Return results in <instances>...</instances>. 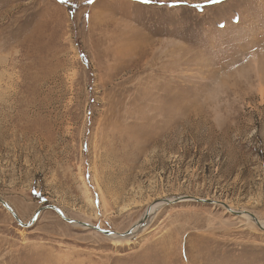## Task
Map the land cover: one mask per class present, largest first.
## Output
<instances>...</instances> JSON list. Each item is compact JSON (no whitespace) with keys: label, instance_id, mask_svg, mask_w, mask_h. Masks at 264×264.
<instances>
[{"label":"rangeland","instance_id":"374dc122","mask_svg":"<svg viewBox=\"0 0 264 264\" xmlns=\"http://www.w3.org/2000/svg\"><path fill=\"white\" fill-rule=\"evenodd\" d=\"M0 198V264H264V0H0Z\"/></svg>","mask_w":264,"mask_h":264},{"label":"water","instance_id":"95a60500","mask_svg":"<svg viewBox=\"0 0 264 264\" xmlns=\"http://www.w3.org/2000/svg\"><path fill=\"white\" fill-rule=\"evenodd\" d=\"M187 199L197 200V201L205 202V203H219L218 201L210 200V199H198V198L190 197V196H177V197H174V198H172V199H164L162 204H169V203L178 202V201L187 200ZM0 204H2V206H4V207L6 208V210H8V211L12 214V216L14 217V219H15L20 225H22V226H27V225H29V223H27V222L24 223V222H22V221L18 218V216H17V215L15 214V212L13 211V209L10 207V205H9L5 200H3V199L0 198ZM162 204H161V206H162ZM221 205L224 206V208H226L227 210H229L232 214H234V213L236 212V211L230 209V207L228 206V204L221 203ZM45 207H47V206H45ZM45 207L40 208V209L34 214V216H33V220L35 219L36 214H37L39 211H41L42 209H44ZM48 207L53 208L54 210H56V212H58V214H60V216L64 217V216L62 215V213H60V210H59L58 208H56V207H54V206H50V205H49ZM250 216H251V218H252L253 220H256L255 217H254L252 214H251ZM145 217H147V216H144L143 219H145ZM64 219L67 220V221H69V222H77V221H75V220L68 219V218H65V217H64ZM143 219L140 220V221L138 222V224H137L138 226H137L136 228H140V227H142V225H143ZM78 223L81 224V225H83V226H87V227H89V228H92V229H94V230H98V231H100V232H102V233H104V234H106V235H108V236L112 235L113 233H116V231L103 230V229H101V228H99V227H97V226H93V225L90 224V223H85V222H80V221H78ZM258 227L261 228V229H264V228H262V227L259 226V225H258ZM135 232H136V229H134V227H132L131 229L127 230L126 232H123V233H117V234H118V236H119L120 238H124V237H126L127 235H132V234H134Z\"/></svg>","mask_w":264,"mask_h":264},{"label":"bare ground","instance_id":"6f19581e","mask_svg":"<svg viewBox=\"0 0 264 264\" xmlns=\"http://www.w3.org/2000/svg\"><path fill=\"white\" fill-rule=\"evenodd\" d=\"M164 200V199H163ZM163 203V201H161V202H158L157 204H155V205H153V206H151V207H148L147 208V210H146V212L142 215V217H141V220L143 219V217L144 216H148L149 214H151L158 206H161V204ZM226 209V208H225ZM230 209H232L231 207H230ZM233 210V209H232ZM229 211V210H228ZM235 211V210H234ZM234 214H236V215H241V216H244L247 220H249V221H252V222H254L257 226L259 225V226H261L262 228H264V225L261 223L262 221H260V220H258L251 212H248V211H237L236 210V212L234 213ZM253 215L254 217H255V219L256 220H253L252 218H251V216L250 215ZM260 221V222H259ZM138 225H135V226H133L134 227V229L137 227ZM118 232H116V233H113L112 235H110V238L112 237V238H120L119 236H118V234H117Z\"/></svg>","mask_w":264,"mask_h":264},{"label":"snow or ice","instance_id":"6c2138e0","mask_svg":"<svg viewBox=\"0 0 264 264\" xmlns=\"http://www.w3.org/2000/svg\"><path fill=\"white\" fill-rule=\"evenodd\" d=\"M87 2H88L89 4H93V3L96 2V0H87ZM140 2H141L142 4H148V3L153 2V0H140ZM158 2L165 3L166 0H158ZM170 2H171L172 4H181V3H184L185 0H170ZM204 3H205L206 5H215V4L218 3V0H204ZM195 7H196V8H201L202 5H201V4H196Z\"/></svg>","mask_w":264,"mask_h":264}]
</instances>
